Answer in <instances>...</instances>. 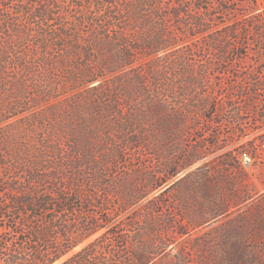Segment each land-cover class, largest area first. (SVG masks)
Here are the masks:
<instances>
[{
  "label": "trees",
  "instance_id": "16d2710c",
  "mask_svg": "<svg viewBox=\"0 0 264 264\" xmlns=\"http://www.w3.org/2000/svg\"><path fill=\"white\" fill-rule=\"evenodd\" d=\"M69 2L62 0L61 3L67 5L61 10L57 0H0V72L17 59L16 66L20 71L31 72L34 68L35 73L39 70L50 73L53 68L50 62L59 58L64 61L81 59L83 67L71 76L74 79L72 88L56 93L47 88L45 99L47 95L50 104L56 98L49 105L55 107L72 98H76L80 105L86 98L88 102L85 101L82 109L90 108L96 122L100 121L102 136L99 130L96 136L95 129L86 126L72 136L57 137L60 141L56 145L48 137L43 147L45 158L42 155L35 157L31 172H24V162H21L15 178H8L10 183L5 182V192L11 197L0 205V248H13L5 258L6 264H55L85 242L79 251L61 264H152L157 254L166 251L172 243L167 239L157 244L142 241L143 236L154 229L152 226L143 227V221L154 223L159 204L155 197L144 205L146 211L143 214L136 209L137 201L155 189L150 172L142 185L139 167H129L128 164L130 157L136 158L142 144L138 129L140 120L147 119L152 127L156 113L163 114L161 151L167 156H176L163 169L167 176L172 170V176L179 174L211 153L218 152L221 147L216 133L208 144L202 141L183 144V139L191 131L185 124V112L179 109L176 121H164L171 113L166 104L157 107V101L145 81L148 69L142 70L139 59L160 53L164 56L185 52L218 54L223 44H234L242 36L248 38L250 34L264 40V0ZM262 6L263 9L260 8ZM191 8L195 9L194 13ZM22 17L28 21L27 26L21 23ZM34 23L39 24L34 35L38 40V53L36 55L34 50H30L35 53L27 51L21 54L18 49L25 44L29 28ZM175 30H179L181 36L190 33L192 40L202 36L207 38L204 49L194 50L192 42L182 49L173 50L177 44ZM228 61L232 62L233 58H228ZM122 72L130 75L135 87L130 89L129 82L124 85L127 90L126 109L108 96L107 88L108 73L115 74V78H123ZM54 80L57 85L63 84L62 75ZM23 82L27 86L28 81ZM137 85L142 87L139 91ZM74 88L76 91L72 97H67L66 92ZM141 89L147 100L146 109L139 103ZM26 101V88L21 86L8 108L26 106ZM251 102L249 98L245 101L246 108L251 106ZM244 121L240 118L235 130L231 129L227 139L230 150L222 159L215 158L218 171L203 163L168 187L162 195L188 181V187L203 191L202 196L216 215L223 214L230 205H236L239 200L235 190L237 181L239 177L248 179L239 164V156L249 150L243 145L237 154L232 142L235 134L245 135L247 124ZM102 139L106 140L105 145L99 146ZM62 142L67 145L66 154L63 153L65 147ZM144 142L149 150L154 148L151 140ZM97 154L100 159L96 158ZM123 177L134 183L126 193L131 200H123V193L119 191L123 183L121 186L117 183L124 182ZM221 181H227L228 185L221 186ZM161 205L168 206L164 202ZM129 210L132 212L130 231L124 223ZM173 224V221L165 220L167 229ZM6 226L8 231H3ZM126 232H131L135 240H125ZM92 237L94 239L90 240ZM242 240L238 243L241 244ZM234 254H228L229 264H252L247 255ZM173 263L187 264L188 261L182 254Z\"/></svg>",
  "mask_w": 264,
  "mask_h": 264
},
{
  "label": "rangeland",
  "instance_id": "374dc122",
  "mask_svg": "<svg viewBox=\"0 0 264 264\" xmlns=\"http://www.w3.org/2000/svg\"><path fill=\"white\" fill-rule=\"evenodd\" d=\"M61 1L57 0V5L62 10V7L67 4ZM68 1L72 2V0ZM168 1L171 0H163L164 3ZM239 5L243 6L241 3ZM260 8L263 9V6ZM191 9L194 13L195 9ZM20 20L27 26L28 21L25 17ZM182 27L185 28L184 24ZM38 30L39 24L36 23L29 28L28 39L18 49L21 54L28 51L32 54L36 52L37 55L38 40L34 35ZM175 33L177 44L173 50L182 49L192 42L195 45L193 49L200 50L204 49L207 43V38L203 36L192 40L190 33L185 36H181L179 30H175ZM195 40L197 43L194 42ZM243 42H245L244 45ZM219 51L218 54L198 52V54H187L185 52L165 56L160 53L151 55L152 58L141 57L138 62L143 71L150 70L145 73V81L157 101V107L166 104L171 113L164 121L170 123L173 119L176 121L175 115L179 113V109L185 112L183 114L185 124L191 128V131L183 139V144L190 145L201 141L208 144L216 133L218 145L221 147L218 152L211 153L204 160L179 174L172 176V170L167 176L163 169L167 162L172 161L176 156L175 154L167 156L161 151L164 139L163 114L156 113L152 127L149 126L147 119L140 120L138 129L141 132L142 144L136 152V158L130 157L128 164L129 167H139L142 185L147 181L146 174L150 172L155 189L148 196L141 197V200L137 201L136 209L139 210V214H143L146 211L144 205L155 197L158 198L159 204L154 223L147 224L143 221V227L151 228L152 226L154 229L148 231L142 241L157 244L167 239L172 243L166 251L157 254L152 264H174L173 262L182 254L186 256L187 264H229L228 254L234 253L247 255V260L252 264H264V40L250 34L248 38L242 36L234 44H223ZM51 54L54 55L55 52L52 51ZM230 57L233 58L232 62L228 61ZM18 61L19 59L13 61L11 66L0 72V205L11 197L8 192H5L7 188L5 182L10 183V179L15 178L21 162H24L23 169L28 174L34 168L35 157L42 155L43 159L45 158L43 147L48 137V140L56 145V142L60 141L57 137H66L65 134L72 136L86 126L94 128L96 136V131L99 130V134L103 132L100 121L96 122L90 114L91 109H82L85 101L88 102L86 98L83 104L78 105L76 98L64 101L65 97L62 99L64 102L55 107H49V105L56 98H53L50 104H48L50 99L47 95L45 99L47 88H51L55 93L72 88L74 79L71 76L83 67L81 59L53 60L50 62L53 67L50 73L44 70L35 73L34 68L30 70L31 72L20 71L16 66ZM122 74L123 78H115V74L108 73L107 88L108 96L126 109L128 108L125 105L127 90L124 85L129 82L128 86L132 87L130 89L135 87L130 80V75L125 72ZM61 75L63 84L57 85L54 78L59 79ZM23 81H28L27 86ZM21 86L26 88V106H18L17 109L12 106L9 109ZM140 88H142L140 85L136 86L137 91ZM75 91L76 88L66 92V96L72 97ZM139 95V103L141 102L142 107L146 109L147 100L144 98L143 89ZM248 98L252 102L251 106L246 108L245 101ZM79 106L80 109L77 108ZM240 118L247 124L246 133L241 137L235 134L232 147L238 154L241 146H247L249 153L239 156V164L248 179L239 177L237 181L235 190L239 200L236 201V205H230L223 214L216 215L202 196L203 191L188 187V181L173 187L174 189L166 195H162L168 187L203 163H208L211 168L218 171L215 158L222 159L230 150L227 139L231 131L235 130ZM147 139L154 144L152 150L145 147L144 141ZM105 141L100 140L99 146L105 145ZM62 146L65 147L63 153L66 154L67 145L62 142ZM96 158L100 159V155L97 154ZM246 158L251 159L248 164H245ZM123 178L124 182L117 183L119 186L123 183L119 191L123 193V200H131L126 193L134 183ZM219 184L226 187L228 182L221 181ZM222 194L226 193L223 191ZM221 198L225 199L222 195ZM162 202L168 206H162ZM130 213L132 212L129 210L126 214L127 219L124 221L125 225H128L126 228L128 231L131 230L129 224L132 214ZM165 220L173 221V227L167 229ZM3 231H8V226ZM124 236L125 240L134 239L131 237V232H126ZM92 239L94 237L90 240ZM240 239H244L241 244L238 243ZM85 244L86 242L79 245L55 264H61ZM11 249L0 248V264H6L5 258Z\"/></svg>",
  "mask_w": 264,
  "mask_h": 264
},
{
  "label": "built area",
  "instance_id": "2783aa9c",
  "mask_svg": "<svg viewBox=\"0 0 264 264\" xmlns=\"http://www.w3.org/2000/svg\"><path fill=\"white\" fill-rule=\"evenodd\" d=\"M252 152V151H251ZM250 152V153H251ZM249 153V152H248ZM243 154V153H242ZM250 158H251V156H250ZM250 158H246V160H245V164H248L249 163V161L251 160Z\"/></svg>",
  "mask_w": 264,
  "mask_h": 264
}]
</instances>
